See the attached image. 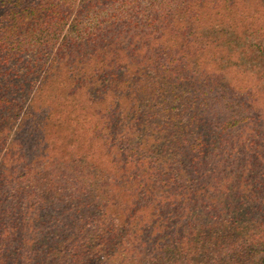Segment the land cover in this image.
<instances>
[{"label": "trees", "instance_id": "1", "mask_svg": "<svg viewBox=\"0 0 264 264\" xmlns=\"http://www.w3.org/2000/svg\"><path fill=\"white\" fill-rule=\"evenodd\" d=\"M0 264H264V0H0Z\"/></svg>", "mask_w": 264, "mask_h": 264}]
</instances>
